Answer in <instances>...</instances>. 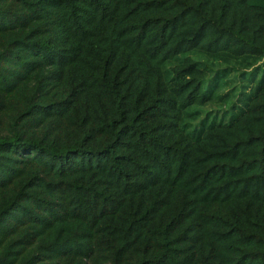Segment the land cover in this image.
<instances>
[{
	"label": "trees",
	"instance_id": "16d2710c",
	"mask_svg": "<svg viewBox=\"0 0 264 264\" xmlns=\"http://www.w3.org/2000/svg\"><path fill=\"white\" fill-rule=\"evenodd\" d=\"M0 264H264V0H0Z\"/></svg>",
	"mask_w": 264,
	"mask_h": 264
},
{
	"label": "rangeland",
	"instance_id": "374dc122",
	"mask_svg": "<svg viewBox=\"0 0 264 264\" xmlns=\"http://www.w3.org/2000/svg\"><path fill=\"white\" fill-rule=\"evenodd\" d=\"M236 80H237L236 83H238L239 85H241L242 82L240 81V79L237 78ZM219 107H220V105L210 104V105L202 108V114H206V111H213V112H215L216 110L220 109ZM212 117H213V115L211 116V118Z\"/></svg>",
	"mask_w": 264,
	"mask_h": 264
}]
</instances>
